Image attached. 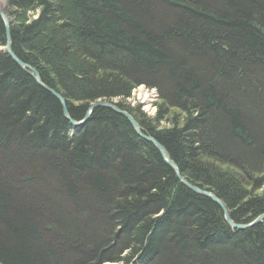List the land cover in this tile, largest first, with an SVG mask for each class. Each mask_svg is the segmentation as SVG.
Masks as SVG:
<instances>
[{
    "label": "trees",
    "instance_id": "1",
    "mask_svg": "<svg viewBox=\"0 0 264 264\" xmlns=\"http://www.w3.org/2000/svg\"><path fill=\"white\" fill-rule=\"evenodd\" d=\"M11 50L84 119L115 103L235 224L264 214V0H3ZM0 18V48L5 47ZM155 89L150 118L126 100ZM264 264L129 122L78 131L0 51V264Z\"/></svg>",
    "mask_w": 264,
    "mask_h": 264
},
{
    "label": "water",
    "instance_id": "2",
    "mask_svg": "<svg viewBox=\"0 0 264 264\" xmlns=\"http://www.w3.org/2000/svg\"><path fill=\"white\" fill-rule=\"evenodd\" d=\"M0 18L3 21L4 26H5V41H6L5 47L2 49V51L4 53H6L11 58V60L21 70H23L27 75H29L37 83V85H39L42 89H44L45 91L50 93L54 98H56L58 100V102L60 103V105L62 107V112H63L64 118L72 125L74 130L78 131L80 128H82L87 123L90 116L92 115V113L96 109H98V108L109 109V110L115 112L116 114L123 116L129 122V124L132 126L134 132L137 134L138 137H140L142 140L152 144L156 148V150L161 155L165 164L167 166H169L174 171L177 179L182 184H184L190 191H192L193 193H195L199 196H203L205 198H208L211 201H213L214 203H216L217 205H219L220 208L222 209L224 219H225L227 225L231 229H235L237 231H243V230L249 229L253 226L260 224L264 220V214H262V215L258 216L250 224H246V225L235 224L231 220L230 215H229V211L225 207V205L219 199H217L213 194H211L210 192L193 186L185 178H183L180 174L178 167L171 160L167 150L161 144H159L153 137L144 133V131L142 130V128L140 127L138 122L130 114H128L126 111L119 109L115 103H109V102L103 101V102H97L95 104H92L90 106V108L87 110L83 120H81V121L73 120L69 115L67 105H66V100L60 94H58L56 91L45 86L41 81V77H40L39 73L33 67H31V66L23 63L21 60H19L15 56V54L12 52V50H11V32H10L11 23L9 21L10 19H9L8 15L3 11H0Z\"/></svg>",
    "mask_w": 264,
    "mask_h": 264
},
{
    "label": "rangeland",
    "instance_id": "3",
    "mask_svg": "<svg viewBox=\"0 0 264 264\" xmlns=\"http://www.w3.org/2000/svg\"><path fill=\"white\" fill-rule=\"evenodd\" d=\"M0 2L5 3V7L3 9H0V11L6 13L8 9L7 3L3 0H0ZM9 21L11 24L13 23V20L10 19ZM156 101H157V93L155 89L148 90L147 88L141 86L131 93L130 98L126 100V103L130 106V108H139L140 112L145 114L147 117L152 118L155 114V109L153 105ZM104 264H124V263L120 262V263H104Z\"/></svg>",
    "mask_w": 264,
    "mask_h": 264
},
{
    "label": "bare ground",
    "instance_id": "4",
    "mask_svg": "<svg viewBox=\"0 0 264 264\" xmlns=\"http://www.w3.org/2000/svg\"><path fill=\"white\" fill-rule=\"evenodd\" d=\"M5 7V3L4 2H0V9H3ZM4 48V47H3ZM0 49V51H2V49ZM155 109V108H154ZM155 115V114H154Z\"/></svg>",
    "mask_w": 264,
    "mask_h": 264
}]
</instances>
